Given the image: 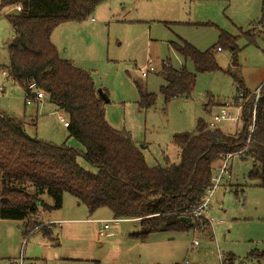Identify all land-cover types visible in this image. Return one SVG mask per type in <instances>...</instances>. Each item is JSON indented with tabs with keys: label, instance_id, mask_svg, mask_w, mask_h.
<instances>
[{
	"label": "rangeland",
	"instance_id": "1",
	"mask_svg": "<svg viewBox=\"0 0 264 264\" xmlns=\"http://www.w3.org/2000/svg\"><path fill=\"white\" fill-rule=\"evenodd\" d=\"M261 4L262 0H109L83 22L59 25L53 32L54 43L62 58L90 71L97 88L108 92L109 123L132 134L150 166H166L178 159L174 135L195 132L200 119L207 123L226 103L233 104L237 79L251 93L264 84ZM13 10L0 8V72L10 62L8 43L15 30L6 14ZM249 31L255 40L248 38ZM222 32L233 37L236 49L230 44L214 49L218 65L214 71L196 72L193 61L184 59L171 46L180 36L206 51L220 45ZM164 61L168 62L165 68L185 66L197 74L190 97L166 104L161 93L166 83ZM149 63L157 72L144 78L140 69ZM0 84L6 87L0 93V110L19 122L30 137L84 149L70 136L58 118L60 110L52 103L26 105L19 84L1 75ZM140 86L157 95L155 107L139 106ZM228 110L240 114L237 108ZM242 125L241 120L221 121L216 128L236 134ZM79 163L97 172L83 158ZM227 165L232 173L222 178L210 199L212 223L207 229L198 225L187 231H161L140 240L134 236L141 231L138 222L120 219L115 223L108 208L93 215L66 193L62 208L40 207L41 220L47 223L37 215L27 221L0 219V264H222L220 255L229 254L235 256L234 264H241L252 250H264V187L250 177L251 159L243 160L236 154ZM221 166L222 161L216 164L214 176ZM29 190L34 192L35 188ZM40 197L46 204H54L47 192ZM97 220L109 223L112 236H99L104 223ZM34 222L38 229H52V234L48 237L38 231L25 235L26 224ZM194 240L199 242L197 248Z\"/></svg>",
	"mask_w": 264,
	"mask_h": 264
},
{
	"label": "trees",
	"instance_id": "2",
	"mask_svg": "<svg viewBox=\"0 0 264 264\" xmlns=\"http://www.w3.org/2000/svg\"><path fill=\"white\" fill-rule=\"evenodd\" d=\"M107 1L3 0L0 4V8L22 6L21 11L6 14L15 36L8 43L10 62L4 69L10 71L25 94L35 82L48 101L66 114L70 136L84 147L78 150L30 137L19 122L0 110V219L27 221L39 213L41 206L60 209L64 195L69 193L91 214L108 208L114 219L135 220L141 231L134 236L140 240L155 232L194 229L193 212L207 196L215 166L223 156L238 154L243 160L251 159L250 177L264 187V84L258 98L253 96L245 104L239 132L209 129L200 119L195 132L174 135L173 142L180 149L177 162L167 160L166 166H150L132 134L114 128L107 120L108 92L97 88L90 71L62 58L52 41L59 25L83 22ZM261 7L263 22L264 0ZM246 34L255 40L251 31ZM219 44L201 51L183 38L171 42L179 55L193 61L196 72L218 69L213 52L222 50L221 44L236 49L233 37L225 32L220 34ZM163 75L166 83L161 93L166 104L192 95L196 73L185 66L167 67ZM237 82V93H250L243 81ZM140 89L139 106L155 107L157 95ZM79 158L96 167L97 172L82 167ZM32 186L34 192L29 190ZM44 192L54 199L53 205L42 200ZM198 224L207 226L204 221ZM37 228L36 222L26 224L24 233L30 235ZM40 230L45 236L52 234V229ZM234 260L233 254L227 255L229 264ZM245 260L248 264H264V250H252Z\"/></svg>",
	"mask_w": 264,
	"mask_h": 264
},
{
	"label": "built area",
	"instance_id": "3",
	"mask_svg": "<svg viewBox=\"0 0 264 264\" xmlns=\"http://www.w3.org/2000/svg\"><path fill=\"white\" fill-rule=\"evenodd\" d=\"M3 0H0V4L2 3ZM14 10L16 11H21L22 10V6L21 5H17L14 7ZM163 67L165 68L166 66H168V62L164 61L162 63ZM141 75L142 77L146 78L149 76L150 73H155L157 72V67L153 64V63H149L147 66H144L140 69ZM0 75L6 79H10L13 80V78L10 75V71L7 69H3L0 72ZM14 81V80H13ZM261 87H258L257 90L255 92H250L249 94H246L244 91L238 92L237 94V98L234 100V103H226L225 106H223V109L220 113L216 114L215 116H213L209 122H207L208 124V128L209 129H214L216 128V124L218 122L221 121H239L241 120V115H242V111L243 108L245 106V104L247 102H249L251 100V98L253 96H259L260 94V90ZM6 90L5 84H0V93L4 92ZM29 90L30 93L27 92L25 94L26 96V105H31L32 103H34L35 101H39V102H46L48 101L47 98V94L42 91L39 90L37 88V85L35 82L31 83L29 85ZM230 107H234L237 108L240 111V114H235L234 111L232 110H228ZM58 113V118L60 119V121L63 123L64 127H68L69 126V119L66 116V114L64 112H57ZM233 157L232 154H227L225 156H223L222 158V166L219 168V173L217 176L213 175V184L210 187L207 196L203 199L202 203L198 206L197 209H195V211L193 212V216L195 219V228L198 226L199 221H204L207 224L208 223H212V219L209 218V214H210V199L213 196L215 190L219 187V185L222 182V178L227 175V176H231V169L229 168V166L227 165L229 160ZM115 223H117L118 221H120V219H114ZM103 227H101L100 232H99V236H112V232L108 231L110 229L109 223L107 221H103ZM60 224V223H59ZM194 228V229H195ZM193 245L197 248L199 246V242L198 240H194ZM221 258V262L222 264H229V262L226 261V257L220 255ZM176 264H191L189 261H185L182 263H176Z\"/></svg>",
	"mask_w": 264,
	"mask_h": 264
},
{
	"label": "crops",
	"instance_id": "4",
	"mask_svg": "<svg viewBox=\"0 0 264 264\" xmlns=\"http://www.w3.org/2000/svg\"><path fill=\"white\" fill-rule=\"evenodd\" d=\"M101 5H102V4H101ZM101 5H100V6H101ZM100 6H99V7H100ZM181 38H182V37L177 36V39L174 40V41H179ZM52 41H53V43L56 42V41L54 40V36H53V35H52ZM54 44H55V43H54ZM55 45H56V44H55ZM76 65H77V64H76ZM11 81H13V80H11ZM46 102H49V101H46ZM176 146H177V145H176ZM177 150H178V159H179V152H180V149H179L178 146H177ZM178 159H177V161H178ZM177 161H176V162H177ZM230 169H231V168H230ZM231 173H232V172H231ZM48 205H49V204H48ZM99 212H103V211H98V210H97L96 212L93 213V215H94V214H100ZM40 213H41V212H40V210H39V213L37 214V216H38V218L41 220ZM111 215L113 216V214H111ZM96 219H97V218H96ZM105 220H106V219H105ZM105 220H97L96 222L103 223V221H105ZM25 221H26V220H25ZM41 221H42V222H45V223L48 222V221H45V220H43V219H42ZM132 221L136 222L135 220H132ZM49 223H52V222H49ZM55 224H56V223H55ZM198 225H199V224H198ZM206 227H207V226H206ZM206 227H203V228H206ZM206 229H207V228H206ZM201 230L206 231L205 229H201ZM201 230H200V231H201ZM38 231H41V230L37 228L32 234H35V233L38 232Z\"/></svg>",
	"mask_w": 264,
	"mask_h": 264
}]
</instances>
